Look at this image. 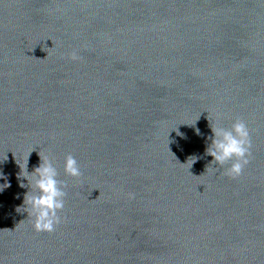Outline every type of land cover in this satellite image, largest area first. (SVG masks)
I'll return each instance as SVG.
<instances>
[{
  "label": "water",
  "instance_id": "obj_1",
  "mask_svg": "<svg viewBox=\"0 0 264 264\" xmlns=\"http://www.w3.org/2000/svg\"><path fill=\"white\" fill-rule=\"evenodd\" d=\"M236 120L248 165L206 170ZM39 155L52 233L16 210ZM0 174V264H264V0H0Z\"/></svg>",
  "mask_w": 264,
  "mask_h": 264
},
{
  "label": "clouds",
  "instance_id": "obj_2",
  "mask_svg": "<svg viewBox=\"0 0 264 264\" xmlns=\"http://www.w3.org/2000/svg\"><path fill=\"white\" fill-rule=\"evenodd\" d=\"M70 59L75 61L80 57L74 51L71 53ZM210 128L211 143L206 147L205 154L212 157V160L206 170L216 173L218 169L231 162L224 169V174L232 178L238 177L248 165L251 157L252 143L247 125L243 121L236 120L230 130L219 126V124L210 125ZM196 134L200 135L199 129H196ZM197 159L198 157L195 156L189 157L187 163L190 162L191 167ZM40 161V164L31 173L27 171L26 163L18 176V179L27 181V184L21 182L19 186L28 188V191L24 195L23 205L16 210L23 209V212L27 213V219L32 220L35 232L52 233L62 220L58 213L65 206L67 193L64 188L66 185L57 179V170L49 158L40 156ZM212 165L217 167L214 168ZM63 171L66 176L73 179H79L82 175L80 165L71 154H68L64 159ZM0 179H4L3 174H0ZM7 187H10V184L0 185V191ZM129 196L134 198L133 194H129Z\"/></svg>",
  "mask_w": 264,
  "mask_h": 264
}]
</instances>
